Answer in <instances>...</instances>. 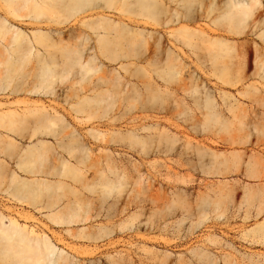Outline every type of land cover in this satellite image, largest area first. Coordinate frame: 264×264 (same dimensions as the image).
Segmentation results:
<instances>
[{
    "label": "rangeland",
    "instance_id": "374dc122",
    "mask_svg": "<svg viewBox=\"0 0 264 264\" xmlns=\"http://www.w3.org/2000/svg\"><path fill=\"white\" fill-rule=\"evenodd\" d=\"M228 2L0 0V264H30L22 234L55 249L37 264H264L259 155L243 168L225 122Z\"/></svg>",
    "mask_w": 264,
    "mask_h": 264
},
{
    "label": "bare ground",
    "instance_id": "6f19581e",
    "mask_svg": "<svg viewBox=\"0 0 264 264\" xmlns=\"http://www.w3.org/2000/svg\"><path fill=\"white\" fill-rule=\"evenodd\" d=\"M252 0H229L226 5L225 20L226 28L225 56H226V77H225V102L228 110L233 115L226 117V125L233 133L234 119L238 121V137L240 144H243L242 152L239 153L243 168L248 160L249 145L257 150L259 158L257 178L264 181V44L260 45L254 40L253 27L257 21L249 22L251 12L254 10ZM250 24L249 29L244 27ZM246 35V40L238 44L231 42L235 36ZM255 43V44H254ZM252 68V71L249 69ZM254 79V81H250ZM236 87L238 93H233ZM236 110V111H235ZM228 113V112H227ZM232 127V128H231ZM3 169H7L4 165ZM0 235L10 237L9 229L0 221ZM21 242L16 249L15 257L19 260H27L30 264H37L46 260L55 249L45 238L31 239L25 234L20 235ZM60 258L56 254L55 262Z\"/></svg>",
    "mask_w": 264,
    "mask_h": 264
}]
</instances>
